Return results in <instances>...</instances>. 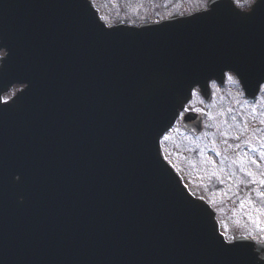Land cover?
Instances as JSON below:
<instances>
[{"label": "water", "instance_id": "obj_1", "mask_svg": "<svg viewBox=\"0 0 264 264\" xmlns=\"http://www.w3.org/2000/svg\"><path fill=\"white\" fill-rule=\"evenodd\" d=\"M0 50V96L27 85L0 102V264H264L159 151L195 87L232 72L257 95L264 8L106 28L88 0H0Z\"/></svg>", "mask_w": 264, "mask_h": 264}, {"label": "rangeland", "instance_id": "obj_2", "mask_svg": "<svg viewBox=\"0 0 264 264\" xmlns=\"http://www.w3.org/2000/svg\"><path fill=\"white\" fill-rule=\"evenodd\" d=\"M91 1L108 25L122 21L137 25L204 6V0ZM240 4L250 3L240 0ZM226 83L228 87L212 90L209 105L197 93L193 95L186 111L201 115L204 131L194 137L180 124L175 126L164 139L165 154L190 193L216 212L225 240L260 239L264 237V195L260 192L264 189V92L252 105L233 79L228 77Z\"/></svg>", "mask_w": 264, "mask_h": 264}, {"label": "snow or ice", "instance_id": "obj_3", "mask_svg": "<svg viewBox=\"0 0 264 264\" xmlns=\"http://www.w3.org/2000/svg\"><path fill=\"white\" fill-rule=\"evenodd\" d=\"M247 2H249L252 5V11L253 12L256 11L257 9L264 8V0H247ZM233 71H235V70H233ZM255 90H256V92H264V78L256 80ZM253 102H254V100H253ZM261 243H264V241H262ZM237 246L245 247V245H237L235 243H233L231 245V247H237ZM253 264H255L254 258H253Z\"/></svg>", "mask_w": 264, "mask_h": 264}, {"label": "flooded vegetation", "instance_id": "obj_4", "mask_svg": "<svg viewBox=\"0 0 264 264\" xmlns=\"http://www.w3.org/2000/svg\"><path fill=\"white\" fill-rule=\"evenodd\" d=\"M204 7H201L200 9H203ZM183 13H179V15H182ZM3 56V53L0 54V57ZM20 87H13L9 94H7L6 96L3 97V101H8L18 90H20ZM262 194L264 195V190L262 191ZM252 239L256 242V243H261L262 241H264V237L260 238V239H255L252 237ZM264 244V243H263ZM261 258V257H259Z\"/></svg>", "mask_w": 264, "mask_h": 264}]
</instances>
